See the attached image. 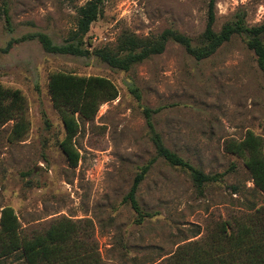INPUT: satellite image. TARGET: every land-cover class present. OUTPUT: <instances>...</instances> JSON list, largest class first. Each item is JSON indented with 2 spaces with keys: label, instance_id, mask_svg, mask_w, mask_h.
I'll return each mask as SVG.
<instances>
[{
  "label": "rangeland",
  "instance_id": "1",
  "mask_svg": "<svg viewBox=\"0 0 264 264\" xmlns=\"http://www.w3.org/2000/svg\"><path fill=\"white\" fill-rule=\"evenodd\" d=\"M87 1L0 0V85L21 91L22 113L29 122V131L18 142L10 140L14 121L0 127V210L12 207L29 236L57 218L89 221L103 264H169L178 247L210 243L223 223L264 211V193L254 187L243 160L224 149L227 141H240L251 132L262 139L264 152L262 73L238 36L200 62L169 43L163 54L129 72L111 69L94 57L48 54L37 40L8 47L36 33L61 44L75 28L77 8ZM214 1L215 32L236 15L248 27L264 23V0ZM208 3L109 0L88 36L93 47H113L124 32L143 38L173 29L197 43ZM53 72L105 77L118 91L92 120L79 121L75 168L59 148L64 131L47 86ZM144 107L159 110L153 123L168 149L204 174L223 177L199 195L187 173L157 160L136 195L143 212L152 217L137 224L123 198L140 168L155 156ZM196 231L199 235L193 237Z\"/></svg>",
  "mask_w": 264,
  "mask_h": 264
},
{
  "label": "trees",
  "instance_id": "2",
  "mask_svg": "<svg viewBox=\"0 0 264 264\" xmlns=\"http://www.w3.org/2000/svg\"><path fill=\"white\" fill-rule=\"evenodd\" d=\"M109 0H88L76 11L75 28L61 44H55L44 33L29 34L15 42L37 40L48 54L69 55L79 58L94 57L111 69L129 72L144 61L164 53L169 43L181 46L195 61L200 62L213 56L222 46L235 36L241 37L246 48L255 56L258 69L264 81V23L248 27L244 17L236 15L224 23L218 32L214 31L215 1L209 0L205 29L197 43L188 36L166 29L158 36L137 37L124 32L113 47H93L88 36L90 26L101 14L104 3ZM5 21L9 24L7 8L2 9ZM4 49L1 52H6ZM48 95L62 122L64 136L59 148L69 166L78 165L80 155L74 146L79 132V121L92 120L99 107L113 101L118 91L113 83L100 76H78L68 72H53L48 77ZM131 93L139 99L135 89ZM25 98L21 91L0 85V127L14 121L10 140L22 141L29 131V122L25 118L23 106ZM22 110V111H21ZM159 110L147 107L142 109L149 138L155 156L152 157L135 175L132 185L123 198L137 216V224L151 218V213L141 209L136 198L138 188L157 160H163L168 166L187 173L199 195L211 184L222 182L223 174L208 175L193 167L175 152L168 149L162 136L156 131L153 115ZM227 153L243 160L254 187L264 193V152L260 137L247 132L240 141H227L224 144ZM233 194L236 187H231ZM89 221H74L61 217L50 222L41 233L27 235L12 207L0 210V264H103L100 254L92 240ZM219 234V235H218ZM199 235L194 232L193 237ZM220 238V239H218ZM223 240V242H222ZM205 245V246H204ZM186 243L167 260L169 264H264V211H254L253 215L232 223H223L219 233L213 235L210 243Z\"/></svg>",
  "mask_w": 264,
  "mask_h": 264
}]
</instances>
